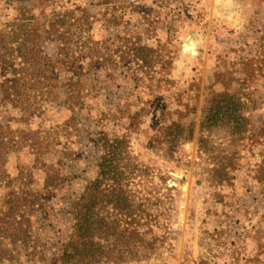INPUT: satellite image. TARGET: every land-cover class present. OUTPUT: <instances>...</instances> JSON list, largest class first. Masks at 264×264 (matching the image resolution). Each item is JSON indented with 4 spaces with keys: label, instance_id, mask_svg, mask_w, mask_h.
I'll return each mask as SVG.
<instances>
[{
    "label": "rangeland",
    "instance_id": "obj_1",
    "mask_svg": "<svg viewBox=\"0 0 264 264\" xmlns=\"http://www.w3.org/2000/svg\"><path fill=\"white\" fill-rule=\"evenodd\" d=\"M0 264H264V0H0Z\"/></svg>",
    "mask_w": 264,
    "mask_h": 264
},
{
    "label": "trees",
    "instance_id": "obj_2",
    "mask_svg": "<svg viewBox=\"0 0 264 264\" xmlns=\"http://www.w3.org/2000/svg\"><path fill=\"white\" fill-rule=\"evenodd\" d=\"M228 110V109H227ZM216 114H218L217 111H215ZM102 168H104L106 165L102 164L101 165ZM99 200H102L103 197L100 195L97 197ZM91 201L89 202V196L85 195L82 197V199L80 200V202H78V204L76 205V209H75V213H76V219H77V225H79V229L80 230H88L89 228V206H90ZM118 203V201H116V204ZM83 237V236H82ZM70 247L74 250H76L77 252L81 251V253H84V251L87 248L86 242H81L76 243L73 242Z\"/></svg>",
    "mask_w": 264,
    "mask_h": 264
},
{
    "label": "bare ground",
    "instance_id": "obj_3",
    "mask_svg": "<svg viewBox=\"0 0 264 264\" xmlns=\"http://www.w3.org/2000/svg\"><path fill=\"white\" fill-rule=\"evenodd\" d=\"M185 47H186V50H193V48H192V45L191 44H189L188 46L187 45H185Z\"/></svg>",
    "mask_w": 264,
    "mask_h": 264
}]
</instances>
